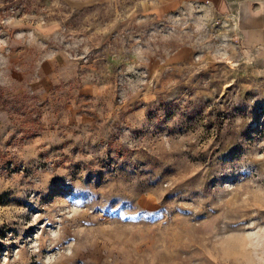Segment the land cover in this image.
I'll return each mask as SVG.
<instances>
[{
	"label": "rangeland",
	"instance_id": "374dc122",
	"mask_svg": "<svg viewBox=\"0 0 264 264\" xmlns=\"http://www.w3.org/2000/svg\"><path fill=\"white\" fill-rule=\"evenodd\" d=\"M139 2L0 5V264H264V55Z\"/></svg>",
	"mask_w": 264,
	"mask_h": 264
},
{
	"label": "crops",
	"instance_id": "0c3cea01",
	"mask_svg": "<svg viewBox=\"0 0 264 264\" xmlns=\"http://www.w3.org/2000/svg\"><path fill=\"white\" fill-rule=\"evenodd\" d=\"M197 2L213 15L229 18L241 32L243 42L264 55V0H140L147 10L170 12ZM4 0H0V5Z\"/></svg>",
	"mask_w": 264,
	"mask_h": 264
}]
</instances>
